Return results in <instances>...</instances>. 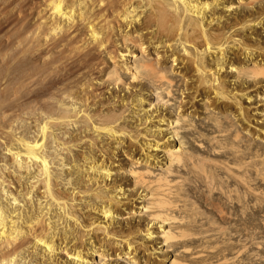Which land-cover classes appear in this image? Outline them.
<instances>
[{"label":"bare ground","instance_id":"bare-ground-1","mask_svg":"<svg viewBox=\"0 0 264 264\" xmlns=\"http://www.w3.org/2000/svg\"><path fill=\"white\" fill-rule=\"evenodd\" d=\"M233 10L232 15L224 13ZM148 45L157 50V58L142 59ZM160 49L164 54L159 59ZM136 50L142 57L133 64L130 59L137 57ZM165 61L181 63L185 74L196 75L191 83L183 78L181 90H187L188 99L186 95L179 99L176 117L163 96L158 95L164 98L160 106L167 111H152L144 89L129 92L133 95L129 99L106 96L125 80L126 73L141 84L144 75L164 81L165 88L163 84L159 88L173 96V79L165 72ZM227 70L231 75L224 74ZM188 104L192 114L186 112ZM198 106L209 113L218 109L226 119L235 109L240 126L245 124L241 128L264 140V0H0V264H22L30 253L32 258L42 253L41 257L52 261L61 251L74 264H93L94 256L100 257L101 264L116 245L112 250L117 257L122 254L135 264L141 262L137 260L141 250L157 258L162 245L179 251L170 264H236L249 245L264 247L263 241L251 239L253 230L247 233L255 227L264 232L258 217L264 212V195L257 193L262 204L244 208L240 200L252 198L251 188L245 187L244 194L225 192L216 162L212 159L214 170L204 166L210 156H202L205 161L201 156L196 159L193 151L184 150L182 140L176 144L189 114L199 113ZM223 127L218 129L220 134L226 132ZM250 143L251 153L257 146L253 153L264 154L263 142L253 147ZM84 145L89 150H76ZM125 145L131 153L136 147L146 151L143 167H135L140 157L131 159L135 166H130L129 184L136 187L135 200L126 194L123 181L114 180L110 186L106 181L114 175L112 159ZM235 160L227 164L240 169ZM149 161L161 163L163 171L155 172ZM227 164L226 170L232 167ZM184 167L205 187L222 181L220 192L210 188L205 193L199 188L190 193L194 200L189 194L183 196L185 186L180 190L178 185L186 179H179ZM233 169L229 177L241 176L240 171L233 175ZM243 176L236 177L237 182L255 180ZM138 199L137 210L129 207ZM121 210L138 214L140 220L124 225ZM231 223L237 234L245 230L251 240H224L221 233L227 235ZM140 233L144 240H159L157 246L139 242ZM60 240L67 242L62 245ZM94 240H99L98 246ZM100 240H109L108 252Z\"/></svg>","mask_w":264,"mask_h":264},{"label":"rangeland","instance_id":"rangeland-1","mask_svg":"<svg viewBox=\"0 0 264 264\" xmlns=\"http://www.w3.org/2000/svg\"><path fill=\"white\" fill-rule=\"evenodd\" d=\"M228 11H226V12H224L225 14H229V13H231L230 15H232L234 12H235V10H233V12L232 11H229L228 13H227ZM147 43V42H146ZM146 43H145V45H146ZM148 44V43H147ZM177 48V47H176ZM175 48V49H176ZM179 48V47H178ZM162 49V48H161ZM160 49V51H159V54H158V58L159 57H162V56H160V55H162V54H164V52H162V50ZM174 49V50H175ZM147 50L148 51H145V54L143 53V57L141 56V52H139V51H135V55H137V57L136 56H134V57H132L130 60V62L131 63H135V62H133V60L134 61H138V59L139 60H141V58H139V57H142V59L146 56V57H150V58H157V50H155V48L151 45H148V48H147ZM177 50L179 51V49H176L175 51H176V53H177ZM170 52V51H169ZM180 52V51H179ZM179 52H178V54H179ZM137 53V54H136ZM148 54V55H147ZM145 57V58H146ZM136 58H137V60H136ZM160 59V58H159ZM166 62V61H165ZM165 62L163 63L164 64V66L167 68V70H165V72H167L166 74H169L168 75V78L170 77H172V79H173V81H172V84H173V96L172 95H170L169 97H168V95L165 93L166 91H165V89H162V88H165V86L167 85V84H163V82L164 81H159V83L158 82H156V81H152L149 77H147V76H141L140 77V79H141V82H142V84L141 83H138V81H135V80H133L132 78H131V76L129 75V74H127L126 73V75H125V77L123 78V80L125 81V83L127 82V84L125 85V87L124 88H126V89H124V90H121L122 89V87L121 86H123V83H124V81L119 85V86H117V87H114L113 89H112V92L113 93H107L106 94V96L108 97V96H110L111 97V95H116V94H119V95H124L126 98H128L129 99V97H127V96H130V98L133 96V95H130L131 93L133 94V93H135L137 90H143L144 89V91H142V94H143V92H144V94H143V97H145L146 98V101L147 102H149L150 100H151V102H152V105H151V110L152 111H154L155 113H156V111L158 110V113H165L166 111H167V109L165 110V109H163V108H165V106L163 105V107L162 106H160V105H162V100L164 99V101H166V99H169L168 101H169V103H170V101H171V103L172 104H167L166 106H168L169 108H168V110H170L171 111V113H172V116H174V117H176V115H178V113H179V110L176 108L177 106V103H178V101H180L181 99V97L182 96H184V95H186V99L185 100H187L188 98H187V90H183L184 92L182 93V90L181 89H183L184 87H185V80H186V82H192V81H194L195 80V78H196V75H194L193 74V72H189V73H186L185 74V70H184V68H182V64L181 63H178V64H173L171 61L169 62V61H167L166 62V65H165ZM172 64V65H171ZM172 70V71H171ZM224 74H227V75H231V72H229L228 70L227 71H225L224 72ZM185 76V77H184ZM191 76V77H190ZM169 78V79H170ZM185 80H184V79ZM188 78V79H187ZM188 80V81H187ZM151 81H152V83H151ZM158 81V80H157ZM153 82H156V83H153ZM162 82V83H161ZM156 84V85H155ZM157 84H158V86H157ZM159 84H163V87L161 88H159ZM112 86V85H111ZM142 86V87H141ZM157 87V88H156ZM139 88V89H138ZM141 88V89H140ZM164 90V91H163ZM135 91V92H134ZM129 92H131V93H129ZM161 92H163L162 93V95H160L159 93H161ZM166 94V95H165ZM163 96V97H161V98H159V96ZM163 98V99H162ZM180 99V100H179ZM149 100V101H148ZM161 100V101H160ZM198 103V104H197ZM174 104V105H173ZM195 104H197V105H200L199 104V102L197 101ZM245 104L247 105V104H249V103H247V102H245ZM259 104V103H258ZM191 104H188V105H186V109H187V107H188V109L186 110V112L188 113H190L191 112V114H192V110H193V107H189ZM155 106H157V108L158 109H156V107ZM199 107V110L200 111H198L199 113H193L194 115H193V117L191 116V114H189V116L187 117V121H190V124H187V123H189V122H187L186 121V123H185V121H184V123L186 124V127H183V129H181V131H180V129H179V131H180V135L178 136V138H177V140H176V144H179L180 142H184V143H182L183 144V148L185 147V148H187V150H188V152L190 153L191 151H193L191 154L194 156V158H196V159H199V157L201 156H205V157H207L206 155H208V156H210V157H208V159L207 158H201L200 160H202V161H205L206 159L208 160L207 162L205 161L204 162V166H209V167H205V168H207V169H209L215 162L218 164H214L216 167H217V172L219 173V175L221 176H219V178L220 179H222L224 182V184H223V186H222V188L224 187V189H225V192H228L229 190L230 191H232L231 193H230V191H229V193L230 194H244L245 192H248V190L251 188V190H249L250 192H248L251 196H252V198L250 199V200H247L246 202L245 201H241L240 200V205L242 204L241 202H243V204L245 205V206H243V204L241 205V206H243L244 208L245 207H247V205H248V207L250 206H255V204L256 203H258V204H262V202H263V204H264V201H262V200H260V199H257V195H259V194H257V193H259L260 192V197H263V196H261V193H262V195H264V169L262 170V168L264 167V166H262V165H264V154L263 155H260V156H257V155H255V153H253V151L254 152H256V147L254 148V150L252 151V153H251V150L249 149L250 148V146H249V142L251 141L252 143H250L252 146L251 147H253V146H255L256 144H258V142H260L261 141V143L263 142V144H264V140H261V138H259V136L257 137V134H255V135H253V132H250V131H247V130H245L244 128L242 129L241 127H243V126H245V124H242L243 126H240L241 125V123H242V121H241V119H240V117H239V115H238V117H237V111L235 110V109H231V111L230 112H232V113H230L229 115H228V119L232 116V117H234V119L236 120H234L232 117L230 118V119H232V120H228V119H226L225 118V116H224V114H222V113H220L219 114V112H218V109H214L213 111H214V113L211 111V113H209L210 111L208 110V111H206L205 109H200V106H198ZM163 110V111H162ZM204 111V112H203ZM217 111V112H216ZM185 112V113H186ZM213 113V114H212ZM216 113V114H215ZM211 114V115H210ZM236 114V115H235ZM214 115H215V117H214ZM226 115V116H227ZM236 116V117H235ZM192 117V118H191ZM220 117V118H219ZM222 117H224V118H222ZM209 118V119H208ZM219 119V120H217V119ZM190 119H192V120H190ZM240 119V120H239ZM216 121L220 124L221 122V124H220V126H221V128H223L224 129V127H223V125H225L226 127H225V129H226V132H225V130H223L222 132H221V134H220V131H218V129L220 128V126L218 125V123H216ZM230 121V122H229ZM238 121V122H237ZM231 122H232V124H231ZM235 122H237L238 124H236V126H235V124L234 123ZM193 123V124H192ZM209 123V124H208ZM217 125H216V124ZM192 124V125H191ZM206 124V125H205ZM223 124V125H222ZM190 125V126H189ZM232 125V126H231ZM218 126H219V128H218ZM239 126V127H238ZM217 127V128H216ZM229 127V128H228ZM239 128L238 130L240 131L241 130V134L240 135H238L237 136V131H236V129L237 128ZM186 128V129H185ZM231 129V130H230ZM252 129H254V128H252ZM217 130V131H216ZM185 131V132H184ZM253 131V130H252ZM202 132V133H201ZM258 133H259V131H257ZM186 133V134H185ZM215 133V134H214ZM200 134H202V135H200ZM239 134V133H238ZM212 135H217V137H218V139H220L219 141H220V143L222 142L223 143V147H219V146H222V144H220L219 143V141L218 140H216L215 139V137L214 136H212ZM260 135L263 137V135L260 133ZM184 136V137H183ZM201 136H203V137H201ZM179 137H182V138H180L179 139ZM212 137V138H211ZM199 138V139H198ZM259 138V139H258ZM213 139H215V141L213 140ZM240 139V140H239ZM182 140V141H181ZM192 141V142H191ZM217 141V142H216ZM185 142H187V143H185ZM190 142V143H189ZM255 142V143H254ZM195 143V144H194ZM202 143V144H201ZM220 145H219V144ZM227 143V144H226ZM230 143H231V146H230ZM233 143V144H232ZM198 144V145H197ZM201 146H200V145ZM226 144V145H225ZM248 144V145H247ZM254 144V145H253ZM213 145H215L214 147H217V148H221L220 150H219V152H218V150H216L214 147H213ZM217 145V146H216ZM229 145V146H228ZM236 147H235V146ZM234 146V147H233ZM248 146V147H247ZM125 147V148H124ZM123 147V149L122 150H119V153H118V157L116 156L115 158H113L112 160H114L115 162H114V164L112 165V166H115L114 167V175L112 176V180H110V179H108V180H106L108 183H109V185L108 186H110V185H112V183H114V180H117V181H120V182H122L123 181V186H125V188H128V190H126V194H128V195H130L131 197H134V200H135V198L137 197V194L135 193V191H136V187L135 186H133V185H131V184H129V181H131V175H129V169H131V167H134L135 165V167H137V165H138V167H140V166H142L143 167V165H144V160H142V158L145 156L144 155V153H146V151H143V150H141V149H139V148H137L136 147V149H135V152L133 153H131V149H129V147H128V145L126 146H124ZM127 147V148H126ZM201 147V148H200ZM204 147V148H203ZM184 148V150H186ZM213 150H212V149ZM225 148V149H224ZM228 148V149H227ZM236 148V149H235ZM240 148V149H239ZM248 149V153L246 152V150ZM129 149V150H128ZM239 149V150H238ZM243 149V150H242ZM76 150H79V151H87V150H89L88 149V147L87 146H83V147H78V148H76ZM207 150V151H206ZM211 150H212V152H211ZM215 150V151H214ZM221 150H222V152H221ZM232 150V151H231ZM217 151V152H216ZM245 151V153H243ZM262 150H260V152H261ZM98 152V151H97ZM154 152V151H153ZM186 152V151H185ZM198 152V153H197ZM195 153H197V154H195ZM242 153L244 154V156L242 155ZM97 154V156L98 157H100V154L101 153H96ZM133 154V155H132ZM195 154V155H194ZM246 154V155H245ZM252 154H254V155H252ZM105 156H107V154H104ZM132 155V156H131ZM131 156V157H130ZM142 156V157H141ZM196 156H198V158L196 157ZM104 157V156H103ZM103 157H102V159H103ZM133 157V158H132ZM137 157H140L141 159L140 160H142L140 163H138V164H136L135 163V165L134 164H132V162H133V160L131 161V159H135V158H137ZM215 157V158H214ZM238 157V158H237ZM254 157V158H253ZM256 157V158H255ZM263 158V159H261V158ZM209 158H210V160H209ZM238 160L239 162H240V169H239V166H237V164L235 165V166H233V165H231V163L230 162H232L231 160ZM247 158V159H246ZM104 159L106 160V161H108V157H104ZM215 161H213V160ZM219 159V160H218ZM226 160L227 162H225L224 160ZM241 159V160H240ZM243 159H244V161H243ZM258 159V160H257ZM116 160H117V162H116ZM218 160V161H217ZM235 160V162L236 163H238V161H236ZM247 160V161H246ZM252 160H253V162H252ZM255 160V161H254ZM130 161H131V163H130ZM220 161V162H219ZM228 161H230L229 162V164H230V166H232V167H230L229 168V166H228V168L231 170V171H229V169L228 170H226V165L225 164H227L228 163ZM110 162V161H109ZM149 162H151V164H152V166L154 167H152V169H155V172L157 171H163L162 169V164L160 163V164H153V162L152 161H149ZM222 162V163H221ZM225 162V163H224ZM234 162V161H233ZM232 162V164H235V163H233ZM213 163V164H212ZM246 163V164H245ZM256 163V164H255ZM262 163V164H261ZM134 165V166H132V165ZM140 164V165H139ZM206 164V165H205ZM208 164V165H207ZM211 164V165H210ZM229 164H227V165H229ZM244 164V166L241 168V165H243ZM261 164V165H260ZM122 165V166H121ZM126 165V166H125ZM162 165V166H161ZM220 165V166H219ZM131 166V167H130ZM215 166H212V170H214L216 167ZM222 166V167H221ZM248 166V167H247ZM250 166V167H249ZM258 166V167H257ZM65 167H67V166H65ZM117 167H118V169H117ZM215 167V168H214ZM224 167V168H223ZM236 167V168H235ZM253 167V168H252ZM257 169H256V168ZM214 168V169H213ZM233 168H235V169H233ZM239 170H238V169ZM117 169V170H116ZM122 169V170H121ZM128 169V170H127ZM181 169V168H180ZM185 169H186V167H184V169H181V173L182 174H179V175H181L180 177H179V179H181V177L183 176L184 178H186L185 179V183L182 181V179L180 180L181 182H183L182 184H183V186L181 187L180 185H182L181 184V182H180V184L178 185L179 187V189L181 190V188H183L184 186H185V191L184 190H181V192L183 193L184 192V194H183V196H185V197H187V194H189L188 195V197H193L194 199H195V197L194 196H192V195H190V193L191 194H194V191L196 192V190H198L199 188V190L200 191H204L205 193L206 192H210V188H212L214 191H219L220 192V188H221V183H222V181L220 182V184H219V182L215 185L214 184V182H211V184H213L212 186L213 187H215V189L211 186V184H209L210 182H208V186H206L205 187V185L203 184H199V182H198V180H197V176L196 177H194V175H195V173H193L192 171V173L191 172H189V171H187V169H186V171H185ZM232 169L234 170V174L233 175H235V173H238L239 171V173L241 174V176L240 175H236V177H241V178H243L244 176V173H245V175L246 176H248L247 178H249V177H252V178H255V180L254 179H247V178H244V179H246V180H248V182H250L251 183V181H253L251 184L250 183H241L240 181H241V179L240 180H238V182H239V185H238V182H237V179H239V178H236L235 176V178L233 177V178H231L232 177ZM247 169V170H246ZM259 169H261L260 171L262 172H260L259 171ZM210 171H211V169H209ZM117 171V172H116ZM237 171V172H236ZM246 171V172H245ZM176 172V171H175ZM229 172V173H228ZM232 172V173H231ZM180 173V172H179ZM238 173V174H239ZM247 173V174H246ZM249 173V174H248ZM256 173L258 174V176L256 175ZM176 174H178V173H176ZM188 174V175H187ZM228 174V175H227ZM231 175V177H229ZM251 175V176H250ZM262 175V176H261ZM223 177V178H222ZM225 177V178H224ZM188 178V179H187ZM229 179V180H226V179ZM244 179H242L243 181H244ZM184 180V179H183ZM191 180H194V181H191ZM195 181H197V184H196V182ZM227 181H230V182H232V183H230V182H227ZM236 181V182H235ZM242 181V182H243ZM187 183V184H186ZM226 183H228V184H226ZM241 183V184H240ZM125 184V185H124ZM219 184V185H218ZM230 184V185H229ZM244 184L246 185V186H244ZM253 186V188H255L254 190H252L253 188L250 186ZM255 184V185H254ZM256 184H257V186H256ZM236 185V186H235ZM248 185H249V187H248ZM192 186H194L193 187V189H192ZM197 186V187H196ZM199 186V187H198ZM211 186V187H210ZM220 188H219V187ZM237 186H238V188H237ZM256 186V187H255ZM232 187V188H231ZM234 187H236V188H234ZM245 187H247V189L245 188ZM263 187V188H262ZM186 188H188L190 191H188L189 193H186L187 192V190L188 189H186ZM194 188H195V190H194ZM217 188V189H216ZM219 188V189H218ZM228 190H227V189ZM184 189V188H183ZM202 189V190H201ZM211 189V192H214L213 190ZM224 189H222V190H224ZM233 189V190H232ZM258 189V190H257ZM198 190V191H199ZM222 190H221V192H222ZM246 190V191H245ZM197 191V192H198ZM235 191V192H234ZM244 191V192H243ZM128 192V193H127ZM208 192V193H209ZM224 192V191H223ZM251 192H254V195H252L253 193H251ZM185 193H186V195H185ZM248 193H246V194H248ZM256 194V195H255ZM258 196V197H259ZM184 197V198H185ZM187 200L189 199V198H186ZM192 199V198H191ZM191 199L189 200L190 202H191ZM194 199H192V200H194ZM257 200H259V201H257ZM138 201H139V199L138 200H136V201H134V203H133V201H131L130 202V204H128L129 205V207H132V209H136L137 210V205H138ZM188 201V202H189ZM235 201H236V199H235ZM238 201V200H237ZM262 201V202H261ZM193 202V201H192ZM133 203V204H132ZM195 202H193V204H194ZM229 203V202H228ZM239 203V202H238ZM247 204V205H246ZM258 204H256V205H258ZM242 207V208H243ZM122 211V210H121ZM120 211V212H121ZM247 211H251V209L249 208V209H247ZM122 215L120 216V222H123L124 223V225L127 223V222H130L131 220H132V222H135V223H137L139 220H140V217H138L139 215L138 214H134L133 216H132V214H125L123 211H122ZM264 212H261V213H259L258 214V217H259V215H260V222H261V220L264 222V219H262V216L261 215H263L264 216V214H263ZM131 216V217H130ZM258 220V221H259ZM123 223H122V225H123ZM232 225L234 224V223H231ZM231 224H228V225H231ZM227 225V224H226ZM230 226L231 227V229H229L230 231L227 233V235L228 234H231V236H227L226 235V233L224 234L222 231V237H224V240H229V237H231L230 238V240L231 239H233V241L235 242H238V240H239V243H241V241L240 240H257V239H259L260 241H263V243H264V232H261V228L259 227H255V228H249L246 232L247 233H249V232H251L252 230L254 231H252L251 233H253V235H255V238L253 239V238H251L250 239V237L248 236V234H247V237L248 238H246V232H245V230L243 231V233H239V234H237L238 233V231L237 232H235V228H236V226H235V224H234V226ZM206 226V225H205ZM241 226V227H240ZM264 226V225H263ZM155 227V226H154ZM227 227L228 226H226L225 227V229H227ZM233 227H235V228H233ZM237 227H240V228H244V226L243 225H239V226H237ZM229 228V227H228ZM154 229H156V227L154 228ZM224 229V230H225ZM232 229H233V231H232ZM249 230H251V231H249ZM227 231V230H226ZM225 232V231H224ZM234 233V234H233ZM261 233V234H260ZM220 233H218L217 235H219ZM242 234V235H241ZM245 234V236H243ZM224 235H226V236H224ZM140 236H142V237H140ZM214 237H216V235L215 236H213V237H211V240H213L214 239ZM221 237V236H220ZM220 238V239H223V238ZM252 237H254V236H252ZM138 238L140 239V240H138L139 242H143V241H145V242H148V244L150 243V245H154V246H157L156 244V242H159V240L158 241H155V240H144L143 239V234H139V236H138ZM141 238H142V240H141ZM213 238V239H212ZM228 238V239H227ZM61 241V240H60ZM59 241V242H60ZM63 241H65V242H67L66 240H62L61 242H63ZM89 241V240H88ZM101 242L103 241L104 243H105V241L104 240H100ZM56 242H58V240L56 241ZM73 242V241H72ZM72 242H69L68 243V245H71V243ZM94 242L96 243V245L98 246L99 245V240H94ZM93 242V243H94ZM102 242V243H103ZM109 242V240L107 241L106 240V243H105V246H102V248L103 247H107V243ZM246 242V241H245ZM94 243V244H95ZM64 244V242L62 243V245ZM66 244V243H65ZM87 244V246L88 247H90V244H88V242L86 243ZM161 244L162 243H160V244H158V246H161ZM248 244H250V243H248ZM119 246V245H118ZM117 245L116 246H111V250H110V247L107 249V248H104V249H107L106 251L108 252V250H110L111 252L110 253H112L111 254V256H107V257H105L104 259H103V263L101 262V264H135V263H133L132 261H130V259L129 258H127V257H124V256H122V254H120L118 257H117V255L115 254V252L112 250V249H116L117 247H118ZM249 246H251V248L249 249V248H247V251H246V249H245V252H243V253H241V255H240V257L238 256V260H237V263L236 264H241V263H243V264H248L249 262H250V258H252L251 260H253L254 262H252V264H264V247H263V245L262 244H254V245H249ZM114 247V248H113ZM121 247V246H120ZM120 247L118 248L119 250H120ZM122 247H123V244H122ZM162 250H157V251H160V252H158V253H156L155 255H157L158 257L157 258H154L153 257V255H150V254H148L147 253V251H144V250H141V252L138 254L139 256H138V258H137V260H139V258H140V260H141V262H140V264H149L150 262V264H152V263H154V264H170V259H171V257L173 258L174 256H175V254L176 253H178L177 251H173V250H171L172 249V247H170V248H168V247H166V246H163L162 245ZM114 249V250H115ZM119 250L117 251V252H119ZM252 251V252H251ZM254 251V252H253ZM42 254V253H41ZM41 254H39L38 256H33L34 258H32L31 257V253L29 254V255H27V257L25 258V259H27V260H25V262L24 261H21L22 262V264H74L68 257H67V255H66V253H64V251H61L58 255H56V256H54V258L53 259H51L52 261H50V259H47V261H46V257H44V256H42L41 257ZM44 255V254H43ZM149 255V256H148ZM243 255H245V256H243ZM248 255V256H247ZM258 255H259V257H258ZM166 258V260H165V262L164 263H159V261H161L160 259H162V258H164V257ZM56 257V258H55ZM89 257V256H88ZM250 257V258H249ZM256 257V258H255ZM37 258V259H36ZM94 260H93V264H99L100 263V257L99 256H94ZM160 258V259H159ZM164 258V259H165ZM249 258V259H248ZM31 259H33V260H31ZM58 259V260H57ZM257 259V260H256ZM262 259V260H261ZM90 260H91V258H90ZM256 260V261H255ZM29 261L31 262V263H29ZM49 261V262H48ZM158 261V262H157ZM20 262V263H21ZM34 262V263H33ZM144 262V263H143ZM241 262V263H240ZM251 262L249 263V264H251ZM259 262H262V263H259Z\"/></svg>","mask_w":264,"mask_h":264}]
</instances>
